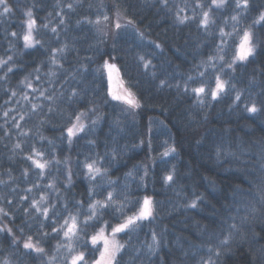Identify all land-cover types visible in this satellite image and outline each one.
Returning <instances> with one entry per match:
<instances>
[{"label":"trees","instance_id":"1","mask_svg":"<svg viewBox=\"0 0 264 264\" xmlns=\"http://www.w3.org/2000/svg\"><path fill=\"white\" fill-rule=\"evenodd\" d=\"M7 3L0 264H71L80 253L81 264H93L101 247L91 238L139 212L145 198L154 215L119 236L114 264H264V0L247 8L237 0L219 8L211 0ZM29 19L32 47L23 39ZM245 31L254 51L240 62ZM107 62L136 107L113 97ZM217 78L225 88L213 98ZM78 116L83 131L71 140ZM29 238L43 252L24 248Z\"/></svg>","mask_w":264,"mask_h":264},{"label":"snow or ice","instance_id":"2","mask_svg":"<svg viewBox=\"0 0 264 264\" xmlns=\"http://www.w3.org/2000/svg\"><path fill=\"white\" fill-rule=\"evenodd\" d=\"M166 2H167V0H165V3ZM211 2L217 8L223 7L225 4V0H211ZM247 6H248V0H237V7L247 8ZM0 7H2V11H0V15L9 14L12 11L11 7L7 3V0H0ZM69 8H71V5H69ZM26 15L29 18H31V16H32L31 11L27 12ZM177 18H178L180 23H184L189 19V17L181 16L179 13H177ZM233 19L235 20L236 17H233ZM259 21H264V14L260 15L259 20L257 22H259ZM34 24H35V21L32 19H29L28 24H27L28 31L23 36L26 47L34 46V38L32 35V28H33ZM201 24L205 27H207V25L209 24L208 12L203 13V16L201 19ZM116 27L119 28L120 25L117 24ZM12 35L15 36V33H12ZM239 47H240L239 59H241V60L247 59V57L249 55L253 54L254 46L252 45L251 33L247 32V31L244 32V34L241 38V43H240ZM10 59H11V57H9V60ZM6 64H7V61L0 60V65H6ZM108 67H114V66L109 65ZM145 67H147V65H145ZM8 70L11 71V68H9ZM224 88H225V82H223V81L219 80V78H217L216 90L211 93L213 98H215V96L217 95V92L222 91ZM193 91L196 92L197 94H200V93H203L205 90H204V88H198V89H194ZM115 98L116 99H125L129 105H131L133 107L137 106L136 101L133 98H131V94H129L126 97L116 96ZM237 99H239V96H237ZM248 110L251 112H256L257 108L255 107V105H253ZM76 119L79 122L80 117L78 116ZM83 127L84 126L82 124H74L73 128L68 129L69 135L74 134L73 129H77L78 131H83ZM173 151H174V149H173ZM37 155H41V154L37 153ZM29 159H31V157H29ZM34 163L38 168L43 169L46 167L47 162L40 163V161L36 160V161H34ZM86 167L88 168L90 173L93 171H95L97 173L99 172V169L94 168L93 164H87ZM172 179H173L172 175H168L166 177L167 181H171ZM108 199L109 200L112 199L111 193L108 194ZM149 203H150L149 200L147 198H145L144 207L141 209L139 214L136 215L135 217H128L125 223L121 224L120 226H118L116 228H113L112 229L113 236H115V234L118 232H123L126 229H129L130 225L135 224L136 221L150 217L152 215V210L149 207ZM35 206H36V204H35V202H33V207H35ZM102 206H106V205H102ZM91 207L95 208V205H92ZM190 207H193V208L196 207L195 202H193L190 205ZM0 211H2V209H0ZM37 211H39L38 208H37ZM46 214H47V210L45 209V215ZM65 224L68 225L67 220L65 221ZM231 227L235 228V225H232ZM76 229H77L76 219H75V217H73L72 223L70 225H68L67 231L64 232V235L67 237L69 235V233L75 234ZM8 231L10 232L11 229H8ZM153 239L155 241V237H153ZM100 240L103 241V245H104V251L101 252V261H103V264H114L115 256L120 251V249L123 247V245H121L115 241L110 242L108 240V238L103 234V230L100 233H98L97 235L92 237L93 244L97 243ZM227 243H228L227 238L222 241V244L227 245ZM24 248L34 250L35 252H38V253L43 252L42 248L37 247L36 244L31 242V238H29V240L24 243ZM217 255H219V253H217ZM83 261H84L83 253H80V254L72 257L71 264H81V262H83ZM101 261H97V264H101ZM5 264H6V262H5ZM84 264H86V262H84Z\"/></svg>","mask_w":264,"mask_h":264},{"label":"rangeland","instance_id":"3","mask_svg":"<svg viewBox=\"0 0 264 264\" xmlns=\"http://www.w3.org/2000/svg\"><path fill=\"white\" fill-rule=\"evenodd\" d=\"M27 24H28V21H27ZM33 29V28H32ZM27 31H28V27H27ZM32 35H33V33H32ZM240 56V55H239ZM244 60H246V59H244ZM244 60H241V59H239V61L240 62H242V61H244ZM109 65H112V66H114V67H108ZM106 72H107V74H108V76H107V78H108V84H109V90H110V92L113 94V97L115 98L116 96H120V97H126V96H128L129 94H131V98H133L135 101H136V104L138 103V101H137V98H136V96H135V94L133 93V91L126 85V83H125V81L122 79V76H121V73H120V71L118 70V68H117V66L115 65V64H112V63H109V62H107L106 63ZM216 90V89H215ZM222 91H219V92H217V95L216 96H218L220 93H221ZM215 96V97H216ZM116 99V98H115ZM116 100H120V101H124V102H126V100L125 99H116ZM127 103V102H126ZM136 107V106H135ZM131 108H133V107H131ZM75 124H82L83 125V123L79 120V122L77 121ZM71 128H73V126H71ZM73 132H74V134L73 135H69V132H68V137H69V139H71V140H73L81 131H78L77 129H73ZM148 200H149V207L151 208V210H152V215L150 216V217H148V218H146V219H142V220H138V221H136L135 222V224H133V225H130V227H129V229H126L125 231H123V232H118V233H116L115 234V236H113V234H112V229L113 228H116V227H118V226H120L121 224H123V223H125L126 222V220L124 221V222H122V223H120V224H118V225H115L114 227H112L111 229H108L107 227H103V228H101L100 230H99V232L98 233H100L102 230H103V234L108 238V240L110 241V242H112V241H115V242H117V243H119V244H121L120 243V240H119V236L121 235V234H123L124 232H127V231H129V230H131L132 228H134L138 223H140V222H142V221H144V220H148V219H151L152 217H153V215H154V206H153V201H152V199L151 198H147ZM144 201H145V199H144ZM144 201H143V207H144ZM142 207V208H143ZM141 211V210H140ZM139 211V212H140ZM139 212H137L136 214H134V215H132L131 217H135L136 215H138L139 214ZM97 233V234H98ZM96 234V235H97ZM72 233H69V235L67 236V238L68 239H70L71 237H72ZM95 236V235H94ZM91 243L93 244V242H92V238H91ZM94 245H99L100 247H101V252H103L104 251V245H103V241L102 240H100V241H98L97 243H95ZM101 252H100V256H99V258L93 263V264H97V261H101ZM119 253V252H118ZM117 253V254H118ZM117 254H116V256H117ZM116 256H115V258H116ZM115 261V260H114ZM101 264H103V261H101Z\"/></svg>","mask_w":264,"mask_h":264}]
</instances>
